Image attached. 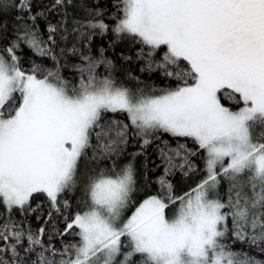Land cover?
I'll return each instance as SVG.
<instances>
[{"label": "snow or ice", "instance_id": "snow-or-ice-1", "mask_svg": "<svg viewBox=\"0 0 264 264\" xmlns=\"http://www.w3.org/2000/svg\"><path fill=\"white\" fill-rule=\"evenodd\" d=\"M33 4L0 0L15 12L11 37L0 23V264H264V0H115L114 26L88 0ZM109 33L169 84L118 83L106 49L93 53ZM22 46L51 66L24 69ZM149 146L163 173L144 172L158 190L137 201ZM201 172L176 194L170 177Z\"/></svg>", "mask_w": 264, "mask_h": 264}, {"label": "trees", "instance_id": "trees-1", "mask_svg": "<svg viewBox=\"0 0 264 264\" xmlns=\"http://www.w3.org/2000/svg\"><path fill=\"white\" fill-rule=\"evenodd\" d=\"M88 2L93 7L98 6L100 8L105 9L106 10L105 16L103 17L105 22L114 26L115 21L110 19V16L115 12V9L113 7L115 0H88ZM50 3H51V0H34L33 11L35 12L37 10H43L45 7L50 5ZM14 15H15V12H11V13L5 14L3 16H0V23L8 25V30H7L6 35L9 37H11L12 29L15 27V24L13 21ZM50 18L52 19L53 22H55L59 17L57 15H51ZM40 23H41V27L43 28L44 21L41 20ZM112 39H113V37L110 33L105 37H101V36L93 37V40H92L93 53L94 54L96 53V49L98 47H103L106 49L105 55L108 56L109 58H111L115 62V64L117 65L118 70L115 73V77H116L118 83L123 82L126 86L131 87V88H135V83L133 81H131L130 79H128L127 74L129 72H131L133 75L139 76L141 78V80H143L149 84H155L157 87H160V88H163L169 84V82L164 80V78L161 77L159 75V73H152L151 75H149L146 72L145 73L140 72L142 62L135 60V52L139 48V45H133L130 42L124 41V42L117 44L115 46V48L113 49V48L109 47V44L112 41ZM6 44H7V40L0 41V47L4 46ZM68 46L71 47L70 44ZM121 53H123V55H126V56H132L133 60L128 61V62L123 61L120 58ZM17 54L21 57L22 67L24 69L30 68L31 62L33 60H35L37 63L42 62L46 67L51 66L50 61H48L47 59L41 61V59L39 57H36L34 55V53L31 50H29L27 47L22 46L21 50ZM67 60L70 64L79 63L78 58L71 56V55L67 56ZM98 71L103 72V68L98 69ZM63 75L66 78H71L73 73H71L68 69H65L63 72ZM223 102L227 106L232 107L235 110L236 106L234 104H232V102L227 101V100H225ZM109 115H111V114H109ZM119 118L124 119L125 122H127L124 116H119ZM165 139H168V137H165ZM139 143L140 142L138 140L131 141L130 146L128 148V152L132 153V152L139 151ZM189 146L194 147V145H192L191 142H189ZM146 156H147V165H148L147 170L144 168V164L146 162L144 157H138L136 160V166H137V170H138V185H139V190H138L137 195H136L137 201L142 200L148 194H153V195L156 194V192L158 190V185H156V184H150V185L145 184V181L143 178L144 172L148 171V176H149L150 180H155L156 177H158L159 175H162V173H163V167L162 166L157 167L158 165L161 164V162L157 157L154 146H149V148L146 150ZM192 159H193V163L197 167L202 169L203 162L200 159V157L196 156V157H193ZM151 169H155V170L151 171ZM202 175H203V173L201 172L199 174H191L188 177H185V176H182L181 174L177 173L175 176L170 177V179L175 186L176 194L179 195V194H183L184 192L188 191L189 188L194 187L199 182ZM79 198H80L79 192L76 194L75 197H70V199L73 200L74 208H75V202ZM36 204L41 205V208L38 209V212L43 213V216L46 217L47 212H48V204H47L46 200L43 197H40V198L34 200L33 207H35ZM81 210H82V206H81ZM28 220L30 221V223L34 229L39 228L41 226V224H43V218L41 220H37L35 213L30 215L28 217ZM57 226L62 229L64 227L63 221L61 220ZM66 239H72V238L66 237ZM76 239H78V238H76ZM54 243H56L57 246H59L58 240L54 241ZM234 247L237 250H239L242 247L246 251L249 250L246 245H241L239 243L235 244ZM254 254L257 255L259 258L264 259V255H261L260 253H255V252H254Z\"/></svg>", "mask_w": 264, "mask_h": 264}, {"label": "rangeland", "instance_id": "rangeland-1", "mask_svg": "<svg viewBox=\"0 0 264 264\" xmlns=\"http://www.w3.org/2000/svg\"><path fill=\"white\" fill-rule=\"evenodd\" d=\"M225 106H227L226 104H225ZM130 214V213H129Z\"/></svg>", "mask_w": 264, "mask_h": 264}]
</instances>
